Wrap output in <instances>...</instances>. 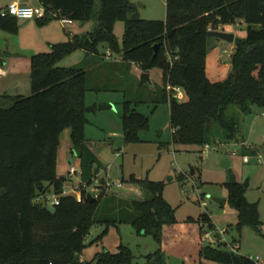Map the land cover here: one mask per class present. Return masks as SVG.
<instances>
[{"label":"trees","instance_id":"trees-1","mask_svg":"<svg viewBox=\"0 0 264 264\" xmlns=\"http://www.w3.org/2000/svg\"><path fill=\"white\" fill-rule=\"evenodd\" d=\"M37 4L45 10L35 19L39 26L68 19L92 20L93 27L30 57V95H0V264H135L125 245L115 253H96L89 262L80 260L90 226L117 223H128L157 243L143 264H166L171 248L178 249L182 262L188 254L196 264H254L223 249L220 241L215 246L200 241L202 227L212 228L207 213L178 223L175 210L162 198L161 182L119 177L120 156L108 171L123 183L118 192H101L89 202L80 185V201L63 195L67 177L56 174V163L64 131L69 132L70 151L78 159L80 184H91L103 169L84 138V96L107 89L88 86L89 69L60 68L56 63L81 49L93 67H108L114 63L98 59L97 45L105 43L118 55L115 65H135L142 73L160 71L161 89L153 103L168 105L171 144L199 148L227 144L237 138L239 113L251 114L253 107L264 110V0H165L163 21L139 19L132 0H37ZM116 21L123 22L120 48L113 35ZM238 23H243L245 36L234 37L230 72L224 80L210 82L205 57L213 44H208L207 32ZM0 29L15 33L16 19L0 18ZM167 85L183 89L187 100L177 102ZM131 104L122 103L125 143L139 141L138 132L148 128L147 117ZM224 185L226 203L236 212V229L248 225L259 233L256 204L245 200L243 187L235 180ZM142 190L152 199L144 201ZM47 193L58 200L53 213L46 209L47 201H38Z\"/></svg>","mask_w":264,"mask_h":264},{"label":"rangeland","instance_id":"rangeland-1","mask_svg":"<svg viewBox=\"0 0 264 264\" xmlns=\"http://www.w3.org/2000/svg\"><path fill=\"white\" fill-rule=\"evenodd\" d=\"M132 2L136 5V16L139 19L152 21L165 19V0H132ZM138 2L143 5L142 8L137 7ZM48 23L57 28L59 26L57 19H52ZM241 26L244 27L241 23L224 25L222 29L239 37ZM92 27V20L72 21V25H65V30L84 35ZM216 30L221 31V27ZM54 34L59 35L62 42L68 40L61 30ZM113 35L120 48L123 37L122 21L114 22ZM208 44L217 45L219 53L227 58L233 43L210 38ZM97 51L100 55L98 59L104 57V62L114 64L108 67H93L91 61L87 62L81 49L66 54L56 63L60 68L89 69L88 86L92 89L94 87L107 89L100 92H86L84 96L87 111L83 133L88 148L95 151L105 167L110 166L114 159L120 156L118 176L123 179L133 176L136 179L161 182L162 198L175 210L174 216L178 223H182L187 217L197 218L201 213H207L211 218L212 228L207 225L202 227L199 239L203 244L215 246L217 243L215 234H219L223 249L230 251V247L237 243L239 248L235 250L236 254L243 257H257L264 264V146L263 141L259 139L263 136L264 115L257 113V107H253L252 115L239 113V132L236 140L227 144L212 143L206 155L202 152L203 147L173 145L170 143L168 105L153 103L161 89L160 71L151 70L149 80L139 84L142 72L135 65L122 63L121 66L115 65L118 62V55L111 53L105 43H99ZM44 52H49V49ZM108 54L110 56H107ZM21 80L25 86L28 83L21 93L23 96L30 95L29 79L25 81L23 76ZM124 100L131 101L132 108L148 119V128L138 132L137 142L125 143L123 140L120 117ZM106 105H110L111 108L98 109L99 106ZM231 110L236 108L231 107ZM68 138L67 132L64 131L60 137V147L69 145ZM244 148L253 153L244 151ZM72 157V160L68 161L58 153L56 174L67 177L63 195H72L80 201L81 191L77 186L79 176L68 173L69 166L78 165L76 156L72 155ZM105 167L97 176L98 179L100 178L99 181L104 180L105 174H108ZM231 179L243 187L245 200L256 204L260 221L259 233L248 225H243L237 230L236 212L227 203L221 206L211 200V198L227 200L228 191L224 183ZM121 184L123 185L122 182ZM115 192H118V189ZM52 197L47 193L38 201H50ZM203 203L205 206L202 205ZM205 236L209 237V241H202V237ZM119 245H125L131 250L135 264H143L144 257L158 248L151 236L143 232L137 234L128 223L107 226L92 224L84 240L80 258L89 262L96 253H115ZM167 255L166 264H196L188 254L185 255L186 261L182 262L178 249L171 248Z\"/></svg>","mask_w":264,"mask_h":264},{"label":"crops","instance_id":"crops-1","mask_svg":"<svg viewBox=\"0 0 264 264\" xmlns=\"http://www.w3.org/2000/svg\"><path fill=\"white\" fill-rule=\"evenodd\" d=\"M14 1H19L29 6L38 5L37 0H0V8H3L7 4ZM16 22L17 29L15 33H9L0 29V95L6 94L10 96H23V93H21L22 89H25L28 83L25 86L21 78L24 76L26 79L25 81H28L29 79L30 57L34 54L48 51L52 44L61 43L63 41L61 37H59V35L56 36L54 32L58 33L61 30L68 39L71 35H74L73 33L67 32L65 30V25H72V21L66 24H62L59 22L58 28L57 26H53L51 23L39 26L37 25L35 19L16 20ZM222 28L223 27H221V31H224ZM238 36H245L243 26H241L240 31L238 32ZM232 50L233 44H231L229 48V55ZM229 72V56L227 58L223 57L222 54L219 53L218 46L213 44V47L208 51L205 57L206 78L210 82L222 81L226 78ZM148 75L150 77L149 72ZM252 113L253 108L250 115H252ZM257 113H260V115L263 116L264 110L258 109ZM262 130L263 136H260L259 139L263 141L264 146V126ZM65 132H67V135L69 137V132L67 130ZM243 143L245 142L243 141ZM91 151L100 162L101 167L104 168L105 164L101 162L94 150ZM58 153L63 158L71 161L73 158V154L70 151V142L69 145H66V147L64 148L61 146ZM80 260L83 261L81 258Z\"/></svg>","mask_w":264,"mask_h":264},{"label":"built area","instance_id":"built-area-1","mask_svg":"<svg viewBox=\"0 0 264 264\" xmlns=\"http://www.w3.org/2000/svg\"><path fill=\"white\" fill-rule=\"evenodd\" d=\"M45 10L39 6H29L25 3L14 1L7 4L5 7L0 8V18L13 17L16 20H30V19H40L44 16ZM55 16V14H52ZM59 22L62 24L70 23L68 19H59ZM107 56H110L109 54ZM166 90L171 93V96L176 99L177 102H185L187 100V95L185 91L179 87H171L169 85L166 86ZM217 144V143H215ZM210 144H205L203 146L204 155L207 154L209 150ZM105 169L109 171V166H106ZM106 171V172H107ZM68 173L71 175H80V169L78 165L69 166ZM99 174V173H98ZM98 174L92 179V183L89 185L80 184L78 182L77 186L81 185V188L84 190L85 195L90 194L94 199L98 198V196L102 193H114L116 189H119L122 184L119 180L111 179L109 174H105L104 180L99 181ZM64 193V191H63ZM46 204H50L52 207L58 204V200L55 197H52L50 201H47ZM205 206V203L202 204ZM202 241H209V237H202ZM239 248V245L235 243L232 247H230V251L235 252ZM247 259L254 264H262L260 260L256 258H252L248 256Z\"/></svg>","mask_w":264,"mask_h":264},{"label":"water","instance_id":"water-1","mask_svg":"<svg viewBox=\"0 0 264 264\" xmlns=\"http://www.w3.org/2000/svg\"><path fill=\"white\" fill-rule=\"evenodd\" d=\"M137 7L138 8H141L142 7V4L141 3H137ZM207 36L210 37V38H214L216 40H222L224 42H227L229 44L233 43L234 41V34L233 33H229V32H225V31H218V30H209L207 32ZM156 48L157 46L155 45L154 46V52L156 51ZM149 80V75L148 73H141L140 75V80H139V84H142L143 82L145 81H148ZM111 106L110 105H106V106H99L98 109L99 110H104V109H110ZM142 194H143V198H144V201H147V200H150L152 199V196H147L148 195V191L146 190H142ZM86 199L89 201V202H92L94 200V198L92 196H90V194H87L86 195ZM211 200L221 206H223L225 203H226V200L225 199H217V198H211ZM46 209L53 213L54 212V207H52L50 204H46ZM215 240L216 241H220V236L219 234H215Z\"/></svg>","mask_w":264,"mask_h":264}]
</instances>
